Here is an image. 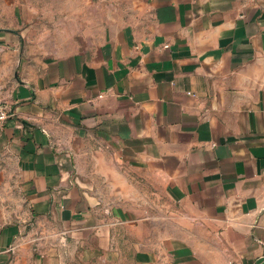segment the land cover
Returning <instances> with one entry per match:
<instances>
[{
    "label": "crops",
    "instance_id": "crops-1",
    "mask_svg": "<svg viewBox=\"0 0 264 264\" xmlns=\"http://www.w3.org/2000/svg\"><path fill=\"white\" fill-rule=\"evenodd\" d=\"M22 2L0 0V153L42 234L1 224L0 264L70 238L134 243L136 264H264V0H121L122 21L76 14L57 37Z\"/></svg>",
    "mask_w": 264,
    "mask_h": 264
},
{
    "label": "rangeland",
    "instance_id": "rangeland-1",
    "mask_svg": "<svg viewBox=\"0 0 264 264\" xmlns=\"http://www.w3.org/2000/svg\"><path fill=\"white\" fill-rule=\"evenodd\" d=\"M120 1L25 0L21 4L25 6L28 2L41 11V16L33 23L36 33H40L43 28L51 33V37H57V24L65 25L67 30H71L73 24L70 18L76 14H79L80 24L84 27L97 25L98 28H101L108 25L109 21L114 24L122 21L124 18L123 12L127 7L124 4L121 5ZM77 3L80 4L79 12H77L76 8ZM110 17L112 18L110 19ZM31 25L32 23H25L24 27ZM32 31L30 30L29 33H32ZM10 62H14V57L10 56L9 52L0 50V88L8 84L11 73L15 72L9 66ZM3 89H0V91ZM86 149H88V146ZM81 164L86 171L90 170L91 163L89 158L84 157V161ZM29 217V209L24 203L23 195L17 189L15 165L12 162H8L7 158L0 153V225L25 221V234L28 238L35 241V239H40L42 231L37 223L31 224L28 222L27 219ZM43 227L49 229L50 232H57L58 229L56 224ZM33 244L34 242H32ZM89 245L87 241L78 243V241L70 238L65 242L58 243L59 251L53 262L47 263L45 261L42 263L43 257L40 252H35L32 249L23 253L20 264H136L133 255L136 249L134 243L125 245L123 251L116 253L111 250L99 249L98 246L97 250H94Z\"/></svg>",
    "mask_w": 264,
    "mask_h": 264
},
{
    "label": "built area",
    "instance_id": "built-area-1",
    "mask_svg": "<svg viewBox=\"0 0 264 264\" xmlns=\"http://www.w3.org/2000/svg\"><path fill=\"white\" fill-rule=\"evenodd\" d=\"M16 117L11 106L0 97V132L4 130L9 121Z\"/></svg>",
    "mask_w": 264,
    "mask_h": 264
}]
</instances>
